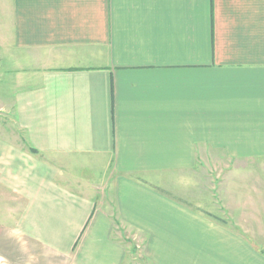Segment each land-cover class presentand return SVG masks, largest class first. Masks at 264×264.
Instances as JSON below:
<instances>
[{
	"label": "crops",
	"instance_id": "0c3cea01",
	"mask_svg": "<svg viewBox=\"0 0 264 264\" xmlns=\"http://www.w3.org/2000/svg\"><path fill=\"white\" fill-rule=\"evenodd\" d=\"M121 228L264 264V0H0V264H126Z\"/></svg>",
	"mask_w": 264,
	"mask_h": 264
},
{
	"label": "rangeland",
	"instance_id": "374dc122",
	"mask_svg": "<svg viewBox=\"0 0 264 264\" xmlns=\"http://www.w3.org/2000/svg\"><path fill=\"white\" fill-rule=\"evenodd\" d=\"M78 169L80 168L75 166V170ZM225 169H227V165H224L221 161L214 162V160L201 162L197 169H195V178L197 179V185L200 187L202 198L206 200L205 197L208 196L211 201L216 204L218 203L219 206H222V198L220 196L221 189L219 187L222 185ZM90 171L89 168H87V170L81 169L80 173L87 174L88 176ZM186 183L194 184L196 181L191 178L190 181L187 180ZM119 236L127 244L128 252L126 264H152L146 253L143 252L144 244L142 238H140L137 233H134L130 228L129 231H124V229H122Z\"/></svg>",
	"mask_w": 264,
	"mask_h": 264
}]
</instances>
